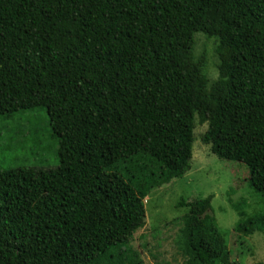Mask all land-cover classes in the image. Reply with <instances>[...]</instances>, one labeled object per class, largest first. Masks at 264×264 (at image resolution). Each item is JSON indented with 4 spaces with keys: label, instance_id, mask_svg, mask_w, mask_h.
I'll return each mask as SVG.
<instances>
[{
    "label": "trees",
    "instance_id": "trees-1",
    "mask_svg": "<svg viewBox=\"0 0 264 264\" xmlns=\"http://www.w3.org/2000/svg\"><path fill=\"white\" fill-rule=\"evenodd\" d=\"M35 107L58 164L0 168V264H142L144 199L189 170L195 121L257 194L233 231L264 232V0H0V117ZM211 199L175 205L183 264H234Z\"/></svg>",
    "mask_w": 264,
    "mask_h": 264
},
{
    "label": "rangeland",
    "instance_id": "rangeland-1",
    "mask_svg": "<svg viewBox=\"0 0 264 264\" xmlns=\"http://www.w3.org/2000/svg\"><path fill=\"white\" fill-rule=\"evenodd\" d=\"M194 37V54L197 57L204 54L205 74L212 81L217 76L215 43L203 34L195 33ZM205 128V123L195 121L189 170L162 184L144 199L145 221L132 239L142 264H183V257L175 245L178 224L174 221L183 209L175 205L180 198L191 200L208 195H212L209 214L226 234L234 264L264 261L263 231H255L247 237H238L233 231L239 217L230 206V200L235 203L245 200L248 211H258L261 207L257 194L248 184V169L241 162L214 155L209 144L200 140ZM50 135L44 107L19 111L12 118L0 117V168L55 167L58 164L57 143Z\"/></svg>",
    "mask_w": 264,
    "mask_h": 264
}]
</instances>
